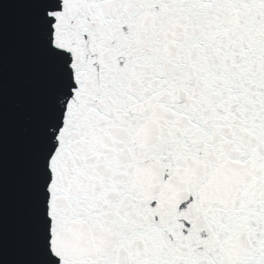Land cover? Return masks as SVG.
<instances>
[{
	"label": "snow or ice",
	"instance_id": "1",
	"mask_svg": "<svg viewBox=\"0 0 264 264\" xmlns=\"http://www.w3.org/2000/svg\"><path fill=\"white\" fill-rule=\"evenodd\" d=\"M9 3L60 76L42 264H264V0Z\"/></svg>",
	"mask_w": 264,
	"mask_h": 264
}]
</instances>
